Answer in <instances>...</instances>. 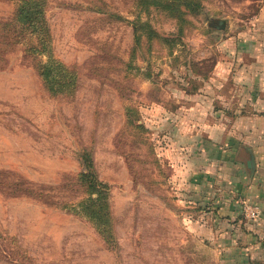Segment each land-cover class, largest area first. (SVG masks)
<instances>
[{
  "label": "rangeland",
  "instance_id": "1",
  "mask_svg": "<svg viewBox=\"0 0 264 264\" xmlns=\"http://www.w3.org/2000/svg\"><path fill=\"white\" fill-rule=\"evenodd\" d=\"M20 1L0 0V264H220L184 221L177 167L197 118L264 114L243 71L264 0H194L180 19L135 0H42L45 54L15 21Z\"/></svg>",
  "mask_w": 264,
  "mask_h": 264
},
{
  "label": "crops",
  "instance_id": "2",
  "mask_svg": "<svg viewBox=\"0 0 264 264\" xmlns=\"http://www.w3.org/2000/svg\"><path fill=\"white\" fill-rule=\"evenodd\" d=\"M255 23L254 64L247 63L243 71L264 90V5ZM196 122L189 136L194 149L177 167L180 175L186 167L181 178L188 175L185 182L177 180L185 195L178 200L189 207L184 221L204 248L218 253L220 264H264V114L229 118L211 113ZM241 200L259 208V219L245 217Z\"/></svg>",
  "mask_w": 264,
  "mask_h": 264
},
{
  "label": "trees",
  "instance_id": "3",
  "mask_svg": "<svg viewBox=\"0 0 264 264\" xmlns=\"http://www.w3.org/2000/svg\"><path fill=\"white\" fill-rule=\"evenodd\" d=\"M135 4L137 7H151L154 5L161 6L162 8L168 9L170 12H177L178 16L175 17L177 19H180L179 16H183V12L181 10H189L191 5L199 8V3L194 2V0H135ZM44 12L45 8L42 0H21L15 12V21L18 22L22 30L28 32L29 35L35 34V37L40 41L39 47L32 46V48L29 49L32 54H45L43 51L46 49L45 47L49 43L47 39L48 32ZM9 26L10 25L2 24L0 27V44L3 46L9 45L11 42V28ZM3 50L4 48L0 49V52ZM48 57H50L48 59L49 61L41 64V70L39 72L47 84H53V71H56L60 67V64L54 61V59L51 57V53H49ZM0 61H2V59ZM56 66H58V68L54 69ZM83 160L88 163V167H91L89 166L91 164L90 159L87 156H84ZM78 179L79 182L88 187L90 194L96 193L97 196L101 198V201H103V196L106 194L101 192V188L103 187L102 184L96 182L94 178H91L88 172H82ZM97 200L99 199L90 197L84 202V204H80V207L83 210L87 209L88 211H91L92 215L95 216L96 212L93 209L98 204L96 203ZM75 211H77L76 208Z\"/></svg>",
  "mask_w": 264,
  "mask_h": 264
},
{
  "label": "built area",
  "instance_id": "4",
  "mask_svg": "<svg viewBox=\"0 0 264 264\" xmlns=\"http://www.w3.org/2000/svg\"><path fill=\"white\" fill-rule=\"evenodd\" d=\"M240 207L242 213L250 220H257L260 216V210L259 208L249 202L248 200H241L240 201Z\"/></svg>",
  "mask_w": 264,
  "mask_h": 264
},
{
  "label": "water",
  "instance_id": "5",
  "mask_svg": "<svg viewBox=\"0 0 264 264\" xmlns=\"http://www.w3.org/2000/svg\"><path fill=\"white\" fill-rule=\"evenodd\" d=\"M220 24L223 25L224 21H220ZM249 165H251V162H248Z\"/></svg>",
  "mask_w": 264,
  "mask_h": 264
}]
</instances>
